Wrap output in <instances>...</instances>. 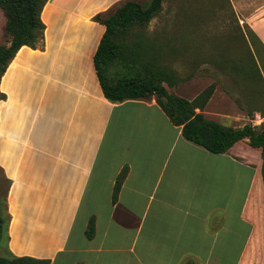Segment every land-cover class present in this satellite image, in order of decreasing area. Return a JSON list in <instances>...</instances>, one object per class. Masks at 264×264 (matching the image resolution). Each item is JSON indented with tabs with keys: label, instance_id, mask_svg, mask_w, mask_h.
I'll list each match as a JSON object with an SVG mask.
<instances>
[{
	"label": "crops",
	"instance_id": "obj_1",
	"mask_svg": "<svg viewBox=\"0 0 264 264\" xmlns=\"http://www.w3.org/2000/svg\"><path fill=\"white\" fill-rule=\"evenodd\" d=\"M119 1L47 0L42 42L22 45L0 77V253L51 264H264L260 148L242 138L214 153L187 140L155 96H104L93 56L105 26L93 17ZM229 2L264 52V0ZM234 70L216 68L195 111L264 129V79L250 85L243 62Z\"/></svg>",
	"mask_w": 264,
	"mask_h": 264
},
{
	"label": "trees",
	"instance_id": "obj_2",
	"mask_svg": "<svg viewBox=\"0 0 264 264\" xmlns=\"http://www.w3.org/2000/svg\"><path fill=\"white\" fill-rule=\"evenodd\" d=\"M47 0H0L6 22L5 32L9 39L0 45V77L11 59L22 45L38 46L43 39L44 23L40 12ZM163 0H151L140 4L136 0H121L112 12L94 15V19L105 26L93 56L94 68L104 96L112 102L155 96L156 102L166 113L172 124L181 126L182 135L211 152L223 153L238 140L248 138L253 147L261 151V175L264 185V129H255L250 124L242 128H231L206 118L195 109H202L208 101L214 85L205 87L192 100L169 92L168 86L176 84L174 74L156 64V57L149 56L148 46L139 38L125 37L134 24L144 25L161 8ZM242 36L252 53L250 45L257 37L246 26ZM252 73V70L250 71ZM5 95L0 92V99ZM126 168L120 172L113 187L112 201L124 178ZM8 181V180H7ZM8 214L5 198L0 197V241L6 231ZM94 233V219L90 218L86 228L87 237ZM0 264H51L49 259L31 256H15L10 252L0 253ZM81 264V263H75Z\"/></svg>",
	"mask_w": 264,
	"mask_h": 264
},
{
	"label": "rangeland",
	"instance_id": "obj_3",
	"mask_svg": "<svg viewBox=\"0 0 264 264\" xmlns=\"http://www.w3.org/2000/svg\"><path fill=\"white\" fill-rule=\"evenodd\" d=\"M136 1L146 5L151 0ZM5 22L4 11L0 8V45L9 39L4 30ZM246 30L229 0H163L154 17L144 25L130 26L124 35L142 39L148 46L147 54L156 57L157 66L174 74L176 84L168 86L164 82L168 91L184 96L209 86L211 79H215L217 67H232L235 72L240 62L247 66L250 85L258 79L262 83L264 52L256 40L250 45L252 53L249 51L242 36V31ZM220 58L223 59L221 63ZM5 189L6 180L0 172L1 198H4Z\"/></svg>",
	"mask_w": 264,
	"mask_h": 264
},
{
	"label": "bare ground",
	"instance_id": "obj_4",
	"mask_svg": "<svg viewBox=\"0 0 264 264\" xmlns=\"http://www.w3.org/2000/svg\"><path fill=\"white\" fill-rule=\"evenodd\" d=\"M149 260H147V263H148Z\"/></svg>",
	"mask_w": 264,
	"mask_h": 264
}]
</instances>
